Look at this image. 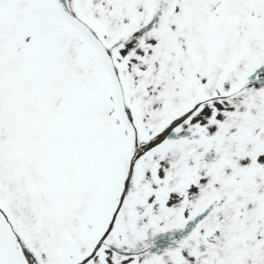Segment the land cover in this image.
I'll return each instance as SVG.
<instances>
[{
    "label": "snow or ice",
    "instance_id": "snow-or-ice-1",
    "mask_svg": "<svg viewBox=\"0 0 264 264\" xmlns=\"http://www.w3.org/2000/svg\"><path fill=\"white\" fill-rule=\"evenodd\" d=\"M0 264H264V0H0Z\"/></svg>",
    "mask_w": 264,
    "mask_h": 264
}]
</instances>
